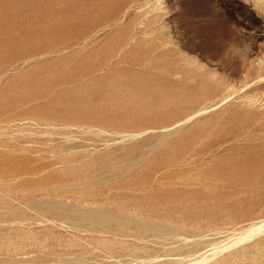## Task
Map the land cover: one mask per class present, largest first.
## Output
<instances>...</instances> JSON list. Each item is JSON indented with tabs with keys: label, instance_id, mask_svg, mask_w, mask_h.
Listing matches in <instances>:
<instances>
[{
	"label": "rangeland",
	"instance_id": "1",
	"mask_svg": "<svg viewBox=\"0 0 264 264\" xmlns=\"http://www.w3.org/2000/svg\"><path fill=\"white\" fill-rule=\"evenodd\" d=\"M0 264H264V0H0Z\"/></svg>",
	"mask_w": 264,
	"mask_h": 264
},
{
	"label": "bare ground",
	"instance_id": "2",
	"mask_svg": "<svg viewBox=\"0 0 264 264\" xmlns=\"http://www.w3.org/2000/svg\"><path fill=\"white\" fill-rule=\"evenodd\" d=\"M107 86V85H106ZM110 93V92H109ZM143 93V92H142ZM111 94V93H110ZM132 94H133V92H132ZM115 97V96H114ZM124 97V96H123ZM134 97H136V96H134ZM131 98H133V97H131ZM117 100V99H116Z\"/></svg>",
	"mask_w": 264,
	"mask_h": 264
}]
</instances>
